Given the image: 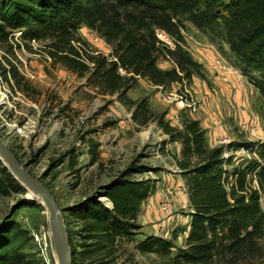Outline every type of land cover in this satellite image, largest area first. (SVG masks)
I'll return each instance as SVG.
<instances>
[{"label": "trees", "instance_id": "16d2710c", "mask_svg": "<svg viewBox=\"0 0 264 264\" xmlns=\"http://www.w3.org/2000/svg\"><path fill=\"white\" fill-rule=\"evenodd\" d=\"M186 21L228 44L236 66L258 90L264 123V0H0V46L5 51L0 78L14 91L40 94L10 58L16 49H33L38 43L53 67L67 69L101 95H116L138 128L155 123L167 136L165 143L181 144L174 161L189 197L188 234L175 255L173 240L156 236L140 240L138 252L168 258L166 264L256 260L264 252V142L238 144L252 157L237 163L225 146L208 144L198 120L184 114L181 126H172L148 97H128L140 79L155 87L206 79L203 65L185 46ZM82 25L111 52L94 49L81 36ZM160 59L172 68H161ZM150 170L133 160L94 193L61 210L73 264H116L120 245L139 234L141 207L157 188L151 178H139ZM20 191L24 187L0 160V196ZM38 250L35 237L18 222L0 229V264H47L35 258Z\"/></svg>", "mask_w": 264, "mask_h": 264}, {"label": "rangeland", "instance_id": "374dc122", "mask_svg": "<svg viewBox=\"0 0 264 264\" xmlns=\"http://www.w3.org/2000/svg\"><path fill=\"white\" fill-rule=\"evenodd\" d=\"M80 34L94 49L111 52L110 46L87 26H81ZM183 34L186 48L203 65L206 76L205 80L194 77L187 84L199 105L198 112L179 111L170 100L168 95L182 88L178 82L161 87L165 103L155 98L156 89L144 79L128 97H148L154 110L166 112L172 126L178 127L184 114L198 120L208 144L225 146L226 154H234L237 163L252 157L238 144L264 142L258 90L236 66L227 43L189 21L185 22ZM167 39L174 46L168 36ZM39 46L34 43L33 49L22 47L10 53L40 94L28 96L14 91L0 78V138L13 149L21 164L50 189L61 210L94 193L133 160L150 167L139 178H151L157 188L141 207L139 234L120 245L116 264H166L168 258L142 254L135 246L147 236H156L173 240L175 255L188 234L189 197L174 161V155H180L181 144L165 143L167 136L155 123L138 128L131 111L116 95H101L67 69L53 67L45 61ZM4 53L0 46V59ZM232 144L236 149L229 151ZM24 189L0 196V229L9 222H18L37 241L35 258L57 264L48 211L38 197ZM26 201L30 205L23 206ZM261 205L264 209V196ZM239 264H264V252L259 259Z\"/></svg>", "mask_w": 264, "mask_h": 264}, {"label": "water", "instance_id": "95a60500", "mask_svg": "<svg viewBox=\"0 0 264 264\" xmlns=\"http://www.w3.org/2000/svg\"><path fill=\"white\" fill-rule=\"evenodd\" d=\"M0 160L13 177L45 205L52 229L57 264H73V252L68 240L67 226L62 211L50 189L21 164L13 151L1 138Z\"/></svg>", "mask_w": 264, "mask_h": 264}, {"label": "built area", "instance_id": "2783aa9c", "mask_svg": "<svg viewBox=\"0 0 264 264\" xmlns=\"http://www.w3.org/2000/svg\"><path fill=\"white\" fill-rule=\"evenodd\" d=\"M18 34L20 35V32H18ZM159 37L162 40L168 42L167 36L165 34L160 33ZM187 84L188 83L186 81H183L181 83L182 88H180L179 91H172L168 95V97L170 98V100H172V102L175 104L176 108H178L179 111H183L188 114H194L198 112L199 105L190 90L188 89ZM176 116L178 117V115Z\"/></svg>", "mask_w": 264, "mask_h": 264}, {"label": "crops", "instance_id": "0c3cea01", "mask_svg": "<svg viewBox=\"0 0 264 264\" xmlns=\"http://www.w3.org/2000/svg\"><path fill=\"white\" fill-rule=\"evenodd\" d=\"M159 66L161 68H163V69H170V68H172V65H171V63L169 61H163V63L162 64H159ZM173 86H174V84H173ZM152 87L154 89H156V91H157V93H156L157 97H155V98L156 99H160L161 102L165 103L164 102V101H166V97H165V94H164L165 90L162 89L161 87H155V86H152ZM159 89H161V91ZM159 95H164L165 98L162 99V96L159 97ZM180 126H181V124L178 125V127H180Z\"/></svg>", "mask_w": 264, "mask_h": 264}, {"label": "bare ground", "instance_id": "6f19581e", "mask_svg": "<svg viewBox=\"0 0 264 264\" xmlns=\"http://www.w3.org/2000/svg\"><path fill=\"white\" fill-rule=\"evenodd\" d=\"M29 192H31V191H29Z\"/></svg>", "mask_w": 264, "mask_h": 264}]
</instances>
